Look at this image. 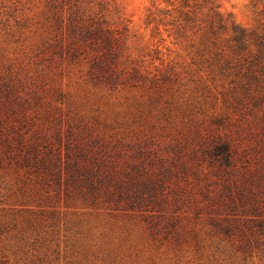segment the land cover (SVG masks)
<instances>
[{"label":"rangeland","instance_id":"374dc122","mask_svg":"<svg viewBox=\"0 0 264 264\" xmlns=\"http://www.w3.org/2000/svg\"><path fill=\"white\" fill-rule=\"evenodd\" d=\"M123 1L132 62L115 83L93 76L83 56L40 52L50 29L35 2L14 0L5 16L0 264H205L212 216H264V97L231 83L198 28L169 36L146 24L153 0ZM219 4L264 34V0ZM221 138L236 148L230 165L210 152ZM38 151L43 163L26 166ZM95 159L108 166L100 192L67 166ZM143 180L158 184L139 204Z\"/></svg>","mask_w":264,"mask_h":264},{"label":"trees","instance_id":"16d2710c","mask_svg":"<svg viewBox=\"0 0 264 264\" xmlns=\"http://www.w3.org/2000/svg\"><path fill=\"white\" fill-rule=\"evenodd\" d=\"M13 1L0 0V29L6 25L5 16L10 14ZM28 1L42 8L43 17L50 29L41 53H49L61 61H76L83 56V59H89V72L108 83L118 82L119 72L129 71L132 62L130 20L126 17L123 0ZM153 1L155 10H150L148 14V26L154 25L157 31L163 26L170 32L169 36L175 37L184 36L188 29L198 28L202 33V49L215 56V64L224 75L231 76V83L240 86L251 97H264V34L250 32L225 17L219 11V0ZM162 3L167 6L161 8ZM202 8H207L205 19L199 17ZM199 21L201 23L198 26ZM222 32L226 37H221ZM121 56L126 58V66L122 69L119 65ZM132 69L136 74L139 73L138 68ZM162 79L165 81V78ZM156 80L153 78L152 83H156ZM36 146L39 148L37 143ZM37 147H33V151H37ZM235 149L230 139L221 138L211 146L210 152L219 162L224 160L226 165H230ZM39 153L27 157L26 166L33 164L32 167H36L43 163ZM92 163L89 160L84 162L85 166L80 162L67 166L82 176V185L100 192L103 191L101 186L106 183L104 169L108 166L97 159ZM112 169L119 172L114 165ZM109 177L118 184V177L113 174ZM143 182H140L138 196L132 199L139 204L145 201V195L153 193L150 192L153 191L152 187L158 184L154 180ZM253 213L248 219L240 216L211 217L213 241L209 247L202 248L207 258L205 264H264V216L261 210Z\"/></svg>","mask_w":264,"mask_h":264}]
</instances>
